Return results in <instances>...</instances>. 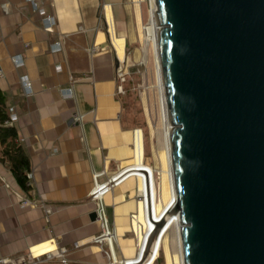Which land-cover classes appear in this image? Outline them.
<instances>
[{
    "label": "crops",
    "instance_id": "crops-1",
    "mask_svg": "<svg viewBox=\"0 0 264 264\" xmlns=\"http://www.w3.org/2000/svg\"><path fill=\"white\" fill-rule=\"evenodd\" d=\"M43 6L54 15L51 28L29 1L0 0V119L8 117V106L15 107V141L27 153L32 172L24 189L0 142V256L41 255L67 246L68 264H107L101 246L90 241L101 230L90 199L93 176L103 181L145 151L140 131L122 117L118 96L116 70L126 56L131 4L44 0ZM59 38L61 49L52 51ZM15 54L22 55L23 66L14 65ZM23 73L31 81L30 94L21 84ZM72 81L74 95L65 98L61 88ZM74 114L81 118L74 121ZM130 178L103 198L121 257L134 256L140 238L137 216L132 221L140 209L138 179ZM23 199L35 204L21 207ZM76 242L80 246L74 248ZM168 263L165 252L163 262L154 264Z\"/></svg>",
    "mask_w": 264,
    "mask_h": 264
},
{
    "label": "water",
    "instance_id": "water-1",
    "mask_svg": "<svg viewBox=\"0 0 264 264\" xmlns=\"http://www.w3.org/2000/svg\"><path fill=\"white\" fill-rule=\"evenodd\" d=\"M155 3L176 190L162 214L185 264H264V0Z\"/></svg>",
    "mask_w": 264,
    "mask_h": 264
},
{
    "label": "built area",
    "instance_id": "built-area-1",
    "mask_svg": "<svg viewBox=\"0 0 264 264\" xmlns=\"http://www.w3.org/2000/svg\"><path fill=\"white\" fill-rule=\"evenodd\" d=\"M29 1L33 8L37 10L40 14L43 15V20L46 28H51L54 24V15L52 13L46 12L43 2L44 0H27ZM62 47L61 39H57L52 44V51L60 50ZM12 60L16 67H21L24 65V59L21 54H15L12 56ZM117 78L120 77V66L117 67ZM3 76V72L0 68V78ZM21 84L27 94L32 92L31 81L29 79L28 74L23 73L20 75ZM61 94L65 98H70L74 95V82L72 81L68 86L61 88ZM8 117L4 120L3 124L5 125H13L14 121L17 119V111L14 106L7 107ZM81 118L79 114H74V121H77ZM135 168L136 174H129V169ZM157 170L155 166L145 160V158H141L138 162L135 161L133 164L125 166L108 176L105 180H98V174H94V185L90 191V199L95 203V212L96 218L100 222L101 230L99 233L93 235L91 237V242L98 243L104 254L107 256V264H154L160 256V252L163 245L162 236L167 228V223L164 228L160 231V233L155 236L153 239L150 248L147 251L148 240L156 228V222H159L163 218V214H160L158 217L155 216L154 212V201L156 196L158 195L157 188ZM130 176H134L140 182V186L138 185L136 198L139 202H142L146 211V215L149 217V207L151 208L152 218H153V226L148 229L147 232L143 230L144 235L143 241L138 240V249L134 256L131 257H121L117 255L115 250V233L110 225L109 216L106 210V205L104 204L103 198L105 194L109 193L113 190L114 187L118 186L125 179ZM32 172L27 173V184H31ZM35 204V202L29 199H23L20 202L21 207H25L27 205ZM159 213V212H158ZM137 213L132 214V221L136 218ZM173 218H178L177 216ZM172 218V220H173ZM172 230H167L165 232V236L169 234ZM80 246L78 242L74 243V248ZM69 252V248L67 246H58L54 250L47 252L41 255H34L32 253H28L24 256L11 257V256H0V264H43L46 262H50L53 260H57L62 264H68L69 260L67 258V253ZM175 264H184L183 261L177 262Z\"/></svg>",
    "mask_w": 264,
    "mask_h": 264
},
{
    "label": "rangeland",
    "instance_id": "rangeland-1",
    "mask_svg": "<svg viewBox=\"0 0 264 264\" xmlns=\"http://www.w3.org/2000/svg\"><path fill=\"white\" fill-rule=\"evenodd\" d=\"M150 1L151 0H130L129 41L127 43L126 56L119 64L120 77L118 78V96L122 102V117L126 124L139 130L142 135L141 137L145 150L143 155L141 145L142 157L155 166L158 172L157 188L160 193V172L161 170L164 172L166 169V160L164 156L165 144L163 139L164 122L162 121L163 115L155 65L156 59L152 44L150 41L146 40L145 34V27L150 21ZM143 24L145 25L143 26ZM115 42L120 55H122L123 39H115ZM139 160H137V162ZM164 177L165 176L162 175V180L165 183ZM138 203L139 205L141 204L140 202ZM141 213L142 210L140 208L137 212V231H140L142 227L140 219ZM144 228L142 232L145 230ZM138 235L140 236V240L143 241L142 235L140 233H138ZM174 236V232L170 231L166 239H164L158 261L163 262L165 252H167L168 249L171 251L175 250Z\"/></svg>",
    "mask_w": 264,
    "mask_h": 264
},
{
    "label": "bare ground",
    "instance_id": "bare-ground-1",
    "mask_svg": "<svg viewBox=\"0 0 264 264\" xmlns=\"http://www.w3.org/2000/svg\"><path fill=\"white\" fill-rule=\"evenodd\" d=\"M150 2H151L150 21H149L148 25L145 27V34H146V40L150 41L151 44H152L153 52H154L155 59H156V64L155 65H156V69H157L159 91H160V96H161V105H162L161 108H162V115H163L162 121L164 122V131H163L164 132V138L163 139H164V144H165V146H164V156H165V160H166V169L164 170V172H163V170H161V172H160L161 173V190H160V193L158 192V195L156 196V199H155L154 205H153L154 206L155 216L158 217L160 214L163 213V210L171 202V200L175 199L176 190H175V183H174L173 166H172V153H171V142H170L171 123L168 120V115H167L165 88H164V83H163V78H162L161 65H160V59H159V50H158V32H159L160 26L158 25V23L156 21V18H155V14H154L155 13V9H156L155 0H151ZM145 24H143V26ZM151 44H149V45H151ZM151 53H152V51H151ZM151 56H152V54H151ZM128 173L130 175L131 174H136L135 168L129 169ZM162 175L165 176L164 177V179L166 181L165 183L162 180ZM130 177H131L130 180L134 179V176H130ZM138 185L139 186L141 185L139 181H138ZM140 203H141L140 204V208L142 210V213L140 214L141 226L142 227H141V230L137 231V232L140 233L142 235V237L144 238V235L146 233L143 234L142 229L145 227L144 228L145 232H147L148 229H150V227L153 226V218H152L151 208L149 207V217H148L146 215V211H145L143 203L142 202H140ZM165 216H166V223H167L166 231L170 229V230H172L174 232V235H175L174 236V242H175L174 249L175 250L171 251V250L168 249V251H167L168 259H169V262H170L168 264H174V263H177V262L181 263L182 261L185 264L184 254H183V246H182V239H181V234H180L179 219L178 218H173V220H172V218L170 216H167V213L163 216V218H165ZM139 228H140V226H139ZM165 232H164L161 240L166 239L167 236H165L166 235ZM149 264H151V263H149Z\"/></svg>",
    "mask_w": 264,
    "mask_h": 264
},
{
    "label": "trees",
    "instance_id": "trees-1",
    "mask_svg": "<svg viewBox=\"0 0 264 264\" xmlns=\"http://www.w3.org/2000/svg\"><path fill=\"white\" fill-rule=\"evenodd\" d=\"M3 122L4 118H1L0 142L5 144L3 154L9 160L10 168L18 183L24 189H28L29 186L27 184V172L30 169L29 157L23 147L15 141L17 133L14 126L5 125Z\"/></svg>",
    "mask_w": 264,
    "mask_h": 264
}]
</instances>
